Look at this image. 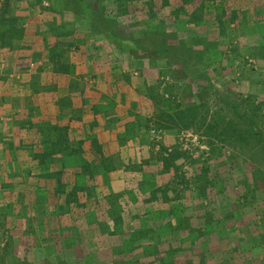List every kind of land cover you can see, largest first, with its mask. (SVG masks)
Segmentation results:
<instances>
[{"label":"crops","instance_id":"1","mask_svg":"<svg viewBox=\"0 0 264 264\" xmlns=\"http://www.w3.org/2000/svg\"><path fill=\"white\" fill-rule=\"evenodd\" d=\"M14 14L17 45L0 41V234L9 238L0 264L257 262L263 245L253 253L245 242L264 237L252 206L207 222L219 203L176 191L157 171L141 123L153 110L137 85L142 58L105 40L76 42L86 26L75 22L70 65L55 70L48 14Z\"/></svg>","mask_w":264,"mask_h":264},{"label":"rangeland","instance_id":"2","mask_svg":"<svg viewBox=\"0 0 264 264\" xmlns=\"http://www.w3.org/2000/svg\"><path fill=\"white\" fill-rule=\"evenodd\" d=\"M156 2L151 10L145 0H134L129 11L120 15L115 0H0V41L17 45L13 41L16 43L20 34L11 31L19 17L15 10H39L48 14L49 33L58 37L53 59L59 64L67 61L66 47L74 41L70 31L75 22L86 26V37H79L76 42L105 40L117 53L142 58L138 70L145 76L136 72L137 85L151 101L153 110L141 117V123L143 136L149 138L151 157L158 166L161 164L157 171L164 172L161 174L176 191L189 188L193 198L219 203L215 213L205 211V221L217 223L219 218L225 222L237 211L249 213L252 206V220L264 226V152L253 135L241 136L243 139L238 136V131L246 128V115L260 128L264 143V22L259 25L253 21L263 18L264 0H225L227 9L237 8V17L223 34L214 23V11H204L205 22L198 25L185 22V11L198 7L200 0H167L165 5L162 0ZM99 5L105 7L103 17L118 19L116 28H120L122 36L112 32L110 24L101 23V30L93 27L94 10ZM175 7H181L179 14L172 13ZM161 28L175 33H171L167 43L175 44L180 37L190 39L186 45L194 51L185 45L173 56L154 51ZM129 30H133L131 35H127ZM159 68L165 73L158 75ZM124 78L131 79L128 71ZM11 80L21 82L17 76ZM181 110L183 121H171ZM187 134L197 135V139L191 141ZM0 235V249H4L8 233ZM253 238L249 236L245 242L257 253L261 244L264 247V237ZM242 242L239 239V247ZM248 253L253 255L249 249ZM258 253L261 258L257 262L249 259L248 264H264V253ZM256 255L253 258L258 259ZM8 261L18 262L13 257Z\"/></svg>","mask_w":264,"mask_h":264},{"label":"trees","instance_id":"3","mask_svg":"<svg viewBox=\"0 0 264 264\" xmlns=\"http://www.w3.org/2000/svg\"><path fill=\"white\" fill-rule=\"evenodd\" d=\"M134 0H115L116 5L118 7V10L121 14H126L129 11L130 8V3L133 2ZM148 1H151L148 2ZM146 3L144 4H149L151 6V10H152V6L156 5V0H145ZM167 2V0H162V5H165V3ZM183 3H189L190 0H182ZM149 6V7H150ZM104 6L99 5V9L94 10V12H96V16L93 18V27L97 30H101L99 28V25L101 23L103 24H110V28H112V32L117 31L119 36H122V33L120 31V28H116V23H118V19L114 18V17H103L102 13L104 11ZM181 8V7H180ZM179 8V9H180ZM177 7L174 8V10L172 11L173 14H179ZM198 10L200 11V13H198ZM204 11H208L210 13H212V11H214V23L218 26V31L220 34L225 33L227 27H229L230 23L235 21L236 17H237V8L233 7L230 9H227V6L225 4V0H200V3L197 6H194L192 10L190 11H185V13L183 14L184 16H186V23H190L191 25H198L201 22H205L203 19L204 16ZM151 16H153L154 14H150ZM247 19V18H245ZM254 23H258L260 25L259 22H264V15L263 18L254 20ZM149 22V21H148ZM102 24V25H103ZM140 24V21H139ZM133 25V24H132ZM141 26V24H140ZM159 26V25H157ZM176 32L177 31V27H175ZM134 30H138V29H134ZM159 30V29H157ZM133 32V30H129L127 35H131ZM171 33H174V31H172ZM171 33H167L165 31L162 30V28L160 29V35H158L155 38V43L153 44V50L156 51L157 53H165L169 56H173L177 54V50L182 51V47L180 46H184L191 52H193L194 50H192V47H188L186 44L187 42H189V40L185 39V38H178L177 43L175 44H169L167 43V39L168 37L171 35ZM159 34V33H158ZM175 34V33H174ZM115 35V34H114ZM164 35V36H163ZM178 35V34H177ZM179 36V35H178ZM208 40V39H207ZM54 49L53 48L51 50V59L53 58V55H55L54 53ZM184 49V48H183ZM70 63H65V64H58V65H52V68L55 70H67V68L69 67ZM159 74L165 73L164 70L162 69H158ZM148 93V92H147ZM150 94V92L148 93ZM154 100V99H153ZM182 110L179 112H176V118L175 119H170L171 121L174 120L175 122L177 120H181L183 121V117H182ZM170 117H175L174 115H171ZM243 118L245 120L246 123V128L244 129H240L238 131V136H240L241 139H243L241 136H251L253 135L257 141H259V145L262 148V151L264 152V143L262 142V135H261V131L260 128L256 125V122L254 121V119H251L249 117H246V115H243ZM184 123V122H183ZM188 124H184L183 126H187ZM231 131H233V128H229ZM228 130V127H227ZM230 132V131H228ZM231 135H236L235 132L231 133ZM166 159V157H164ZM167 161V160H166ZM259 174V173H257Z\"/></svg>","mask_w":264,"mask_h":264},{"label":"built area","instance_id":"4","mask_svg":"<svg viewBox=\"0 0 264 264\" xmlns=\"http://www.w3.org/2000/svg\"><path fill=\"white\" fill-rule=\"evenodd\" d=\"M181 134L182 135H185L183 132ZM187 136L189 137V139L191 141H195L197 139V135L187 134Z\"/></svg>","mask_w":264,"mask_h":264}]
</instances>
